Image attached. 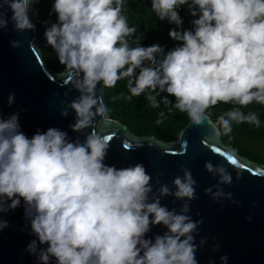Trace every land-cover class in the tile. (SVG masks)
<instances>
[{
	"label": "clouds",
	"instance_id": "clouds-1",
	"mask_svg": "<svg viewBox=\"0 0 264 264\" xmlns=\"http://www.w3.org/2000/svg\"><path fill=\"white\" fill-rule=\"evenodd\" d=\"M37 2L0 0V29L9 25L8 8L15 31L34 30L29 12ZM185 5L198 17L191 21L193 29H183L178 9ZM151 8L159 20L176 25L169 36L180 45L167 52L159 44L141 46L142 35H136L123 14L124 0H54L57 22L44 35L60 64L73 73L71 85L80 93L63 102L61 110L65 117L69 108L75 111L72 131L91 128L97 116L110 121L97 86L102 82L104 89L114 88L121 80L127 81L130 95L116 99L147 93L150 106L160 108L157 97L167 93L162 103L169 112L175 108L186 113L191 125L207 120L214 138H231L233 122L261 127L257 112L241 109L253 102L264 105V0H151ZM11 44L21 46L19 41ZM168 96L175 97L174 104ZM8 100L11 106L15 94ZM219 103L233 107L213 121L208 110ZM158 116L159 125L165 112ZM112 138L93 130L83 142H73L59 128L38 129L29 138L21 130L19 113L0 116V213L15 210L23 201L36 237L26 251L39 264H51L52 258L56 264H199L196 253L207 239L196 243L203 220L187 215L197 198L191 170L182 167L183 176L172 181L175 191L162 184L159 196L149 202L154 185L143 163L119 169L105 164ZM225 159L239 181L242 166L233 154ZM205 168L218 177L206 194L239 206L222 187L233 183L228 169L211 162ZM168 195L186 199L179 213L161 205L160 197ZM161 224L168 231L153 242L146 234ZM9 226L0 218V231ZM219 250L214 243L212 251ZM220 260L228 264L227 255ZM209 264L215 262L210 259Z\"/></svg>",
	"mask_w": 264,
	"mask_h": 264
},
{
	"label": "water",
	"instance_id": "water-1",
	"mask_svg": "<svg viewBox=\"0 0 264 264\" xmlns=\"http://www.w3.org/2000/svg\"><path fill=\"white\" fill-rule=\"evenodd\" d=\"M4 11L10 22L6 29H0V116L7 119L11 114L19 113L21 130L29 138L38 129L46 132L49 128L66 131L73 142L77 139L83 142L93 130L101 136H113L105 164L119 169L143 163L154 185L149 202L159 196L158 189L162 184H168L174 192L172 181L178 175L183 176L181 168L190 169L197 181V198L190 202L191 211L187 215L193 220H203L196 243L199 244L201 238L207 239L196 253L199 264H209L210 259L221 264L220 257L224 255L228 257V264H264V164L241 156L233 145L223 143L222 137L214 138L207 120L201 126L189 122L170 142L154 135H137L126 124L110 117V121H106L97 116L91 128L79 133L72 131L69 126L76 121L75 111L69 108L65 117L61 110L66 106L63 102L70 103L80 95L69 79L73 73L65 70L57 75L46 67L39 47L37 25L30 12L35 29L20 32L13 29L11 10L5 8ZM12 41H19L21 46L13 47ZM97 87L100 102L106 104L102 82ZM10 93L15 94L11 106ZM227 154H233L242 165L239 170L243 171V176L239 181L236 180V169L225 159ZM206 162L214 166L223 164L228 169L233 183L222 187L225 192L232 193L239 206L230 200L216 202L206 194L205 190L218 182V177L206 170ZM160 200L162 206L175 209L177 213L187 202L174 195L161 196ZM249 216L251 221L247 219ZM0 218L10 225L0 231V264H39L37 257L26 251L36 237L31 234L23 201L15 210L0 213ZM167 231L163 224L154 225L146 235L154 242L156 235ZM214 243H219V252L212 251ZM51 264H56L55 258L51 259Z\"/></svg>",
	"mask_w": 264,
	"mask_h": 264
},
{
	"label": "trees",
	"instance_id": "trees-1",
	"mask_svg": "<svg viewBox=\"0 0 264 264\" xmlns=\"http://www.w3.org/2000/svg\"><path fill=\"white\" fill-rule=\"evenodd\" d=\"M53 4L54 0H38L37 3L32 5L30 13L39 32V47L44 63L51 72L60 75L66 69L60 64L55 51L47 44L44 35L46 28L57 22V15L52 11ZM178 11L184 21L183 29H193L191 21L198 17L190 15L187 5L181 6ZM123 14L127 16L129 26L137 29L136 35H142L141 46L148 47L159 44L167 52L182 43L170 38L169 31L175 28L176 25L170 24L167 20H159V17L151 8V0H124ZM122 93L124 97L130 95L126 80L118 81L114 88L104 89L105 103L109 109L108 116L126 124L137 135H154L160 140L170 142L176 138L184 125H188L190 122L186 113H181L175 108L170 112L168 111V107L162 103V96H167V93H162V96L157 97V100L161 101L160 108L150 106L146 99L147 93L139 97H133L131 100L126 98L116 99ZM168 98L173 104L175 103L174 96H168ZM232 107L231 104L219 103L208 111L211 113V119L215 121L220 114ZM241 110L245 114L250 111L257 112L261 120V127L257 128L255 125H249L248 123L236 124L233 122L231 138L222 136V141L237 148L241 156H251L245 141L249 140L255 144L257 142L264 143V105L253 102L247 107H242ZM161 111L165 112V117L162 123L158 125L156 120L159 118L158 113ZM255 158L263 157L255 156ZM257 163L263 164L264 161L259 160Z\"/></svg>",
	"mask_w": 264,
	"mask_h": 264
},
{
	"label": "rangeland",
	"instance_id": "rangeland-1",
	"mask_svg": "<svg viewBox=\"0 0 264 264\" xmlns=\"http://www.w3.org/2000/svg\"><path fill=\"white\" fill-rule=\"evenodd\" d=\"M245 145L247 146L251 156L250 155H242V156L248 157L249 159L255 162H259V160L264 161V143L263 142H257L255 144L254 142L247 140L245 141ZM255 156H261L263 158H255Z\"/></svg>",
	"mask_w": 264,
	"mask_h": 264
},
{
	"label": "snow or ice",
	"instance_id": "snow-or-ice-1",
	"mask_svg": "<svg viewBox=\"0 0 264 264\" xmlns=\"http://www.w3.org/2000/svg\"><path fill=\"white\" fill-rule=\"evenodd\" d=\"M217 152H219L220 150L219 149H216ZM242 166V165H241Z\"/></svg>",
	"mask_w": 264,
	"mask_h": 264
}]
</instances>
